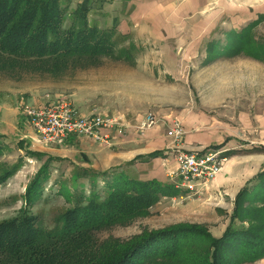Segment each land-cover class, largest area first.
Returning a JSON list of instances; mask_svg holds the SVG:
<instances>
[{"label":"crops","instance_id":"0c3cea01","mask_svg":"<svg viewBox=\"0 0 264 264\" xmlns=\"http://www.w3.org/2000/svg\"><path fill=\"white\" fill-rule=\"evenodd\" d=\"M85 1L72 3L75 8ZM91 2L89 24L131 39L148 61L138 63L122 97H116L113 87L102 93L79 89L68 96L82 115L112 121L103 131L107 142L73 136L42 150L74 169L104 172L124 166L133 178L163 183L171 182L179 152L221 151L227 161L203 194L228 198L234 207L237 194L264 172V55L252 56L264 41L255 37L254 29L264 23V0ZM233 40L255 51L229 53ZM152 68L162 71L159 77L148 72ZM17 98H0L1 122H11L14 128L23 119ZM29 102L39 106L45 99L32 96ZM148 113L160 122L142 131ZM176 121L185 131L179 146L168 136ZM152 153L163 155L132 164ZM256 264H264V259Z\"/></svg>","mask_w":264,"mask_h":264},{"label":"trees","instance_id":"16d2710c","mask_svg":"<svg viewBox=\"0 0 264 264\" xmlns=\"http://www.w3.org/2000/svg\"><path fill=\"white\" fill-rule=\"evenodd\" d=\"M67 1L0 0V75L60 76L94 67L115 52L120 58H133L136 46L131 43L132 49H122L121 41L114 40V31L89 24L91 0L71 12L69 5L64 6ZM259 48L252 56L264 55V41ZM162 155L138 157L132 164ZM47 158V167L27 187L25 207L0 222V264H254L264 259V172L237 194L231 224L219 238L198 225H179L131 241L99 240L98 233L146 216L162 198L178 197L180 190L158 180L133 178L124 166L104 172L77 168L74 182L80 189L66 191L70 180L60 184L58 191L71 207L58 214L54 227L47 229L31 212L50 179V164L62 161ZM16 171L0 174V184Z\"/></svg>","mask_w":264,"mask_h":264},{"label":"rangeland","instance_id":"374dc122","mask_svg":"<svg viewBox=\"0 0 264 264\" xmlns=\"http://www.w3.org/2000/svg\"><path fill=\"white\" fill-rule=\"evenodd\" d=\"M67 2L69 3L64 2V6L69 5L67 7L69 12L76 9L77 6L74 8L72 0ZM91 16L92 14L89 18ZM254 29L255 37L262 40L264 23ZM114 40L121 41L120 48L132 49L131 39L115 36ZM232 43L228 50L229 53L238 50L255 51L252 46L246 47L244 42L237 44L233 40ZM136 50L134 52L131 50L133 58L130 56L128 60L120 58V53L115 52L114 56L101 58V62L94 67L69 70L60 76L27 73L20 78H13L0 75V98L10 95L18 97V104L19 102L20 104L17 105V110L23 116L19 128H14L13 125L15 127L16 125L11 122L2 123L0 119V147L2 148L0 174L5 170L17 169L13 176L0 184V222L15 217L25 207L23 197L29 183L43 167H47L45 164L49 163L47 158V156L50 157L49 154H45L42 150L46 145L36 141L34 130L23 114L22 108L28 104L32 106L29 102L32 96L45 99L49 95L65 97L72 101L68 96L79 89L84 92L96 90L102 93L108 91L109 87H113L116 97L119 98V95L121 96L130 84L132 74L138 72V63L144 59L148 61L147 55L143 54L140 48L136 47ZM148 72L158 73L159 77L162 71H154L152 68ZM163 80L166 83L170 82V79L164 78ZM256 150L259 149L251 151ZM260 151L263 152L264 149ZM33 153L42 154L45 157L33 156ZM48 171L51 173L50 179L44 184L43 195L37 204L31 207V212L39 217V222L44 228L52 229L56 216L71 207L65 196L58 191L60 184L70 180L66 190L68 192L77 191L80 187L74 182L78 171L68 162H53ZM169 184L173 185V182ZM87 189L90 188L86 186ZM102 191L105 195V189ZM203 193L204 191L188 198L185 192L180 191L178 197H164L149 209L146 216L134 219L126 225L102 231L97 234V238L106 240L113 237L121 241H131L146 233L179 225H198L204 227L213 237L219 238L231 224L233 202L228 198L205 197L206 194ZM180 196L184 198L181 200Z\"/></svg>","mask_w":264,"mask_h":264},{"label":"built area","instance_id":"2783aa9c","mask_svg":"<svg viewBox=\"0 0 264 264\" xmlns=\"http://www.w3.org/2000/svg\"><path fill=\"white\" fill-rule=\"evenodd\" d=\"M22 112L34 130L36 141L46 146L60 145L73 136L105 143L108 138L103 131L112 127V121L102 115H82L72 101L65 97L47 95L44 104L25 105ZM159 122L153 113H148L140 129L144 131ZM184 134V128L178 121L169 127L168 136L176 146L182 143ZM226 161L223 152L217 150L201 154L181 151L176 158L177 168L170 173L169 178L178 190L191 198L216 180Z\"/></svg>","mask_w":264,"mask_h":264}]
</instances>
